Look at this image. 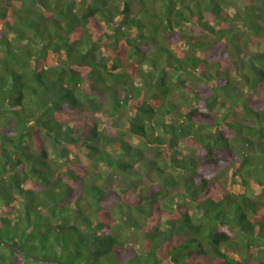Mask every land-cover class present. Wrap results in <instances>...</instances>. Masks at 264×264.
<instances>
[{
  "label": "trees",
  "instance_id": "16d2710c",
  "mask_svg": "<svg viewBox=\"0 0 264 264\" xmlns=\"http://www.w3.org/2000/svg\"><path fill=\"white\" fill-rule=\"evenodd\" d=\"M250 46L264 0H0V237L64 264H264ZM0 264L53 263L0 243Z\"/></svg>",
  "mask_w": 264,
  "mask_h": 264
},
{
  "label": "water",
  "instance_id": "95a60500",
  "mask_svg": "<svg viewBox=\"0 0 264 264\" xmlns=\"http://www.w3.org/2000/svg\"><path fill=\"white\" fill-rule=\"evenodd\" d=\"M0 243L7 247V248H10L12 250H16V251H19L20 253H22L23 255L25 256H28L30 257L31 259L35 260V261H41V262H45V263H53V264H64L62 262H59L57 259H53V258H46V257H38V256H35L33 254H30L26 251H23L21 249H19L17 246L13 245L12 243L4 240L3 238L0 237Z\"/></svg>",
  "mask_w": 264,
  "mask_h": 264
},
{
  "label": "rangeland",
  "instance_id": "374dc122",
  "mask_svg": "<svg viewBox=\"0 0 264 264\" xmlns=\"http://www.w3.org/2000/svg\"><path fill=\"white\" fill-rule=\"evenodd\" d=\"M250 49H252V50L262 49L263 50L264 47L261 46V48H257L255 46H250ZM139 243H140V237H139V234L138 233H131L130 236H129V238H127V244L128 245L133 244L136 247V246L139 245ZM33 255H35V254H33ZM35 256L43 257L42 255H35Z\"/></svg>",
  "mask_w": 264,
  "mask_h": 264
}]
</instances>
